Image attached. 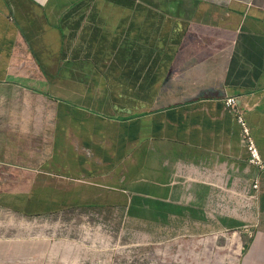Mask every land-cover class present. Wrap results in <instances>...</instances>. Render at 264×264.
Wrapping results in <instances>:
<instances>
[{
    "label": "crops",
    "instance_id": "crops-1",
    "mask_svg": "<svg viewBox=\"0 0 264 264\" xmlns=\"http://www.w3.org/2000/svg\"><path fill=\"white\" fill-rule=\"evenodd\" d=\"M21 93L38 100H10ZM227 97L264 160V0H0V149L11 134L27 146L10 165L40 175L35 190L66 173L77 204L168 237H241L232 260L178 264H264V173ZM183 166L257 178L256 213H213L212 187L185 183Z\"/></svg>",
    "mask_w": 264,
    "mask_h": 264
},
{
    "label": "rangeland",
    "instance_id": "rangeland-1",
    "mask_svg": "<svg viewBox=\"0 0 264 264\" xmlns=\"http://www.w3.org/2000/svg\"><path fill=\"white\" fill-rule=\"evenodd\" d=\"M10 100H38L35 94H14ZM8 137V136H7ZM0 149V264H178L180 261L232 260L241 250L238 231L202 239L168 237L160 227L128 219L120 208L74 202L81 190L66 188L65 174L59 189L35 190L34 174L22 173L10 164L27 146L11 134ZM57 179V178H56ZM218 246L217 256L194 254V246ZM202 256V257H201Z\"/></svg>",
    "mask_w": 264,
    "mask_h": 264
},
{
    "label": "built area",
    "instance_id": "built-area-1",
    "mask_svg": "<svg viewBox=\"0 0 264 264\" xmlns=\"http://www.w3.org/2000/svg\"><path fill=\"white\" fill-rule=\"evenodd\" d=\"M226 109L232 113L238 122L241 130V138L248 153V164L264 173V160L262 159L250 129L237 108V99L227 97L225 99ZM182 170L188 172L179 174V177L189 184H208L212 187V211L219 216L234 217L243 221H248L256 213V207L260 194V182L257 178L241 179L233 173H227L221 166L214 167L213 170L201 168L197 176L193 173V168L183 166ZM212 175L211 179L207 177Z\"/></svg>",
    "mask_w": 264,
    "mask_h": 264
}]
</instances>
